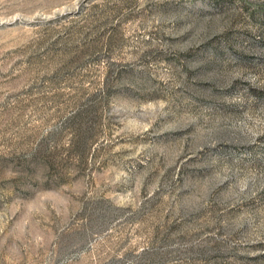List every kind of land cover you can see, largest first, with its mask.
Listing matches in <instances>:
<instances>
[{
	"label": "rangeland",
	"instance_id": "obj_1",
	"mask_svg": "<svg viewBox=\"0 0 264 264\" xmlns=\"http://www.w3.org/2000/svg\"><path fill=\"white\" fill-rule=\"evenodd\" d=\"M0 264H264V0H0Z\"/></svg>",
	"mask_w": 264,
	"mask_h": 264
}]
</instances>
